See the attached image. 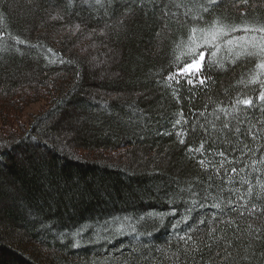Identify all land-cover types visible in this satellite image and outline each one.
Masks as SVG:
<instances>
[{"label": "trees", "instance_id": "1", "mask_svg": "<svg viewBox=\"0 0 264 264\" xmlns=\"http://www.w3.org/2000/svg\"><path fill=\"white\" fill-rule=\"evenodd\" d=\"M217 18L264 0H0V264H264V70L173 75Z\"/></svg>", "mask_w": 264, "mask_h": 264}, {"label": "snow or ice", "instance_id": "2", "mask_svg": "<svg viewBox=\"0 0 264 264\" xmlns=\"http://www.w3.org/2000/svg\"><path fill=\"white\" fill-rule=\"evenodd\" d=\"M219 0H209L210 4H216ZM248 0H237V4H247ZM205 11H208V8L204 9ZM246 13H241V16H245ZM196 19H200L197 17ZM77 28L79 26L77 25ZM199 32L201 34V39L203 40V44H200L196 41V34ZM235 32H242L245 35L241 38L244 41V45H238V47H243L244 51L242 54L247 55L248 57H255L258 58V63L256 64V67L259 69L264 70V24H243V25H225L222 24L219 18H217L213 23L208 27H202L197 28L193 27L190 29L189 32V41L190 43L195 45V48L190 49L192 51L193 55L189 62L185 63L182 67L179 68V70L174 73L173 75L176 76H184L186 77V82L189 84L193 83V78L196 79V81L200 84H203L205 82V77L201 75V70L203 68L204 60H205V54L203 51H200L198 55L195 54L196 48H201L204 46L208 47H216L215 42L219 37L228 36L230 33ZM248 34H252L251 38H249ZM23 43V41H20ZM229 44L232 43L231 40L228 41ZM250 49V50H249ZM51 51V49H49ZM213 55L215 53H212ZM173 75L169 76V79L173 78ZM253 82H256V79H253ZM177 83H179V80H177ZM261 88L264 89V81L260 82ZM258 101L264 102V90H261L256 97ZM237 104L244 105L246 107H251L253 105V98L247 97L243 99H238L236 101ZM180 121L177 120V124H179ZM183 143V141H181ZM201 148H203V145H201ZM191 150V149H190ZM223 155V153H221ZM201 164H203V161H200ZM235 171V169H233Z\"/></svg>", "mask_w": 264, "mask_h": 264}, {"label": "rangeland", "instance_id": "3", "mask_svg": "<svg viewBox=\"0 0 264 264\" xmlns=\"http://www.w3.org/2000/svg\"><path fill=\"white\" fill-rule=\"evenodd\" d=\"M78 51L81 53V54H83L84 56H86L90 51H91V49H84V48H82L81 49V46H79L78 47ZM106 57H108V55H105ZM106 57L104 58V59H106ZM94 58V57H93ZM92 61H94V60H92ZM102 60H98V58H96L95 59V61H94V64H98V66H102L103 65V62L104 61H102V63H100ZM39 105H31L27 110H25V113H31V112H36V111H38V109H39V107H38ZM38 107V108H37ZM67 110H69L70 112L71 111H73L74 113V115L75 116H77V114H78V111H77V109L76 108H74V107H72L71 109H69V108H67ZM83 113V112H82ZM87 114V113H86ZM90 115H92L93 114V111H92V113H89ZM82 114H80L79 115V117L81 116Z\"/></svg>", "mask_w": 264, "mask_h": 264}]
</instances>
